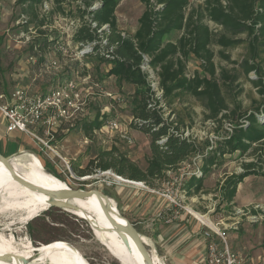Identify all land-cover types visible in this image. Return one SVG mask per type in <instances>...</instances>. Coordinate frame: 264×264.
Listing matches in <instances>:
<instances>
[{
  "label": "trees",
  "instance_id": "trees-1",
  "mask_svg": "<svg viewBox=\"0 0 264 264\" xmlns=\"http://www.w3.org/2000/svg\"><path fill=\"white\" fill-rule=\"evenodd\" d=\"M45 2L50 3V10L40 15ZM119 2L17 0L22 7L17 19L26 17L27 24L39 32L33 46L25 49L26 54L37 58L33 67L43 78L40 88L38 85L32 87L34 93L44 95L74 79L76 73L84 75L88 72L68 65L62 72L44 73L42 62L56 39L49 40L48 33L41 28L51 25L52 14L78 19L80 23L73 42L82 47L95 44L84 61L99 71L106 66V77H114L119 84L128 85L133 90L129 99V127L149 137L146 166L140 168L112 147L98 151L84 167L75 169L76 173L83 177L94 170H111L125 180L142 182L154 188L155 183L165 179L166 172L176 171L182 163L199 156V173L191 175L182 188L188 197L204 189L202 183L207 173L223 165L226 157L238 154L240 159L246 157L252 161L242 163L240 173L226 176L218 186L220 202L234 208L239 184L251 176L264 177V101L253 106L252 111L242 113L240 105L234 101L241 90L232 97L233 107L230 109L223 88L230 89L243 77L256 89L258 96L264 98V0H205L197 8H191L189 0H139L143 11L137 20V29L131 35L118 27L115 10ZM72 4L67 8L73 10L66 11L64 7ZM94 4L98 6L90 10ZM208 23L217 30L211 29ZM104 26L106 28L98 33ZM23 27L26 30L27 25ZM103 39L105 45L101 44ZM214 47L218 48L216 53ZM237 47L244 52L239 62H233L225 51ZM143 56H147L149 65L157 69L167 108L176 115L173 108L176 101L183 97L194 99L203 110V119L217 125L215 141L205 139L198 142L184 137L180 133L177 115L174 125L163 117L157 104L150 106L154 100L146 74L141 70ZM191 58L199 62V70L188 75L186 63ZM215 58L236 68L228 71L218 67ZM250 73H254V78L249 76ZM236 115L237 120L232 121ZM106 118L105 114H96L93 120L79 123L77 129L85 138H90L100 130ZM223 122H227L229 129H223Z\"/></svg>",
  "mask_w": 264,
  "mask_h": 264
},
{
  "label": "rangeland",
  "instance_id": "rangeland-1",
  "mask_svg": "<svg viewBox=\"0 0 264 264\" xmlns=\"http://www.w3.org/2000/svg\"><path fill=\"white\" fill-rule=\"evenodd\" d=\"M204 1L189 0L190 7H200ZM73 4L69 6V3V5L65 6L66 11H72L73 8L67 7H72ZM142 11L143 6L139 0H120L116 10V18L119 22L120 29L126 33H132L136 28L137 18ZM21 13L22 7L17 4V0H0V93L4 92L6 95L11 93L13 89V82L10 75L17 68H24L28 72L26 85H30L31 88L34 85H38L40 88L43 80L42 76L39 75L40 72L25 62L27 56L25 46L18 39V35L21 31H24V27L15 24L17 17ZM39 14L41 15V9ZM52 15L51 20L53 21L56 15ZM208 26L213 30H217L210 23H208ZM54 34L56 33L54 32ZM213 51L216 53L218 48L214 47ZM225 52L230 56L231 61L239 62L244 51L241 47H237L235 49H226ZM56 57H58L60 64L57 71L62 72L64 67L68 65L72 67V62L65 61L58 55ZM262 57H264V54H262ZM214 61L218 67H223L228 71L236 68V66L222 61L219 58H215ZM106 69V66L102 67L101 71L103 72L100 73L101 71L93 69L91 65L89 66V73L94 82L99 85V88L91 89L93 100L86 102V106L83 107V112L79 113L77 118L72 122L74 124L73 127L70 126L71 123L62 124L61 130L68 128L67 135H72L73 137L71 142H67L70 147L62 149L57 146V154H59L61 159L51 155L54 164L45 163L42 166L47 173L71 189L86 191L95 189L105 196L113 198L119 214L131 223L130 215L123 209L121 202L123 186L130 184L117 182L114 178L117 175L111 170L106 172L91 171L83 176L90 177L89 180L80 181L79 179L83 177L78 175L75 170L79 166L84 167L88 160L98 151L109 150L112 147H115L120 153H123L127 158L135 162L140 168L146 166V160L149 156V137L139 131L132 129L130 130L131 132L129 131V123L131 120L129 99L133 90L128 85L119 84L114 77H106L104 75ZM198 70L199 62L191 58L186 63L187 74L190 75ZM249 76L254 78L255 75L254 73H250ZM33 77L35 81L32 80ZM239 90H241L240 94L235 97ZM223 92L227 98L229 108L232 109V97H235L234 101L240 105L242 113L252 111L253 106L264 101V98L258 96L256 89L244 80L243 77L231 85L230 89L223 88ZM104 93H110L114 99L106 97ZM119 98L121 99L117 102ZM184 107H188L190 111H186ZM173 108L178 117L179 128L181 130H187L190 138L198 142L205 139H210L211 141L216 140L214 130L217 125L203 119L202 108L194 99L183 97L182 100L175 102ZM96 114H105L107 115L106 119L116 120L119 122V129L117 131H96L90 138H85L83 133L77 129L78 124L82 123V121L93 120ZM237 115L232 118V121L237 120ZM223 123V129L226 130L228 128L227 122ZM64 133L65 131H58L55 134L56 142L64 137ZM133 133L137 134V136L132 135ZM122 134L126 138H122ZM249 161H252V158L244 157L240 159L238 154L226 157L223 165L212 169L205 175V189L206 193H209L212 199L210 220L213 222L217 221L216 218H219L218 215H222L223 226H230L234 222L238 223L236 230L229 229L226 231L227 240L231 249L235 253L240 254L247 264H264V214L261 210H255V213L262 217L258 223H251L247 219V215L236 214L238 209H250L252 211V205L258 203L263 204L261 206L264 209V177L251 176L244 180L239 188V194L235 199L236 203L234 208L223 205L218 196V186L223 179L231 174L240 173L241 164ZM199 166L200 163H198ZM163 181L165 179L155 183L153 188L160 194L166 192L165 186H162ZM0 220L3 221L4 218ZM12 230L11 233L16 240L28 239L30 241L36 256L58 257L62 255H75L63 247H56L52 251L45 250L47 244L65 242L73 246L89 264H118L109 251L95 239L87 220L79 218L77 215H73L65 210L50 208L24 224V226H13ZM147 248L152 252L149 247Z\"/></svg>",
  "mask_w": 264,
  "mask_h": 264
},
{
  "label": "built area",
  "instance_id": "built-area-1",
  "mask_svg": "<svg viewBox=\"0 0 264 264\" xmlns=\"http://www.w3.org/2000/svg\"><path fill=\"white\" fill-rule=\"evenodd\" d=\"M98 4H94L90 10L95 9ZM50 8V3H43L41 7V15L47 14ZM26 17H19L16 19L15 24L17 26H26L24 31H21L18 35V39L23 46H33L35 38L39 36V32L31 24H27ZM78 19H71L61 15H56L53 18L51 25L44 26L41 31H46L48 34L46 37L49 40H55V44L48 49L46 57L42 62L44 73H50L51 71H57L60 67L58 57L63 58L65 61L72 62L74 66L80 71L87 69V74L78 72L74 79L65 81L62 85L48 91L44 95L36 94L30 88L31 86H15L11 93L0 94V114L6 120L5 131L7 133L18 131L31 138L39 147L40 153L44 155H53L61 159L54 142L55 134L61 130L63 123H72L79 113L83 112V107L86 106L87 101H91L92 92L91 89H98L99 85L94 82L91 74L89 73V64L85 60V56L92 51L95 46L94 43L87 44L82 47L73 42V36L79 27ZM94 26V25H93ZM106 27L100 28L97 32L100 33ZM54 32L56 34H54ZM122 36H125L122 33ZM106 41H101L102 45H105ZM35 50V48H34ZM28 65L34 66L37 58L32 55L26 56L25 59ZM63 61V60H62ZM143 65L141 70L145 72L147 82L153 93V104H157V108L161 110L163 117L169 122L174 123L176 115L167 108L163 101V91L159 87V78L157 76V69H153L149 65V58L143 56ZM33 81L34 77L32 78ZM106 97L114 99L110 93H104ZM121 98L117 99V102ZM116 100V99H115ZM214 125V124H212ZM227 129L229 126L227 125ZM119 129V122L116 120H106L103 122L99 131H117ZM226 129V130H227ZM180 133L184 137H189L190 134L187 130H180ZM122 138H126L124 134ZM216 138V137H215ZM85 142H87L85 140ZM63 160V159H62ZM201 158L195 156L184 162L180 168L176 171L166 172L165 181L162 182V186H165V193L160 194L154 189H149L142 182H134L123 180L121 177L115 176L117 182H124L133 186H139L141 189H147L149 193L158 195L165 198L169 205L174 207L175 211L168 213L167 217H164L165 223H169L177 217L178 211H184L189 216L193 217L204 228L202 232V240L204 247V254L202 257L203 264H247L245 259L238 253H235L227 240L226 231L229 229L236 230L237 222L231 223L230 226H223V220L213 222L205 215H200V219L195 217V214L191 209L187 207L185 201L187 196L182 191V188L186 180L191 175L199 173L198 163ZM52 163L54 161L52 160ZM261 210L264 214V209L261 205H252L250 209H238L236 214L247 215V219L251 223H258L262 217L256 214L255 210ZM165 215L164 212L162 214ZM161 215V216H162Z\"/></svg>",
  "mask_w": 264,
  "mask_h": 264
},
{
  "label": "crops",
  "instance_id": "crops-1",
  "mask_svg": "<svg viewBox=\"0 0 264 264\" xmlns=\"http://www.w3.org/2000/svg\"><path fill=\"white\" fill-rule=\"evenodd\" d=\"M116 21L120 29L117 18ZM136 29L137 25L135 30ZM135 30L132 33L127 34L131 35ZM27 73L28 72L24 68H17L14 70L10 75L13 82V88L17 85L28 86V84L26 85ZM184 108L186 111H190L188 107ZM5 127L6 120L0 114L1 157H11L16 159L21 157L18 160H26L35 163V160L31 155L33 154L39 159L41 165H45V163L54 164L52 163V156L50 154L44 155L43 153H40L38 145L31 138L18 131L7 133ZM130 130L131 129H129V131ZM132 135L137 136L135 133ZM72 138V135L64 133V137L61 138V140L54 142V144L57 143L58 147L67 149V147H70L67 142H71ZM55 147L56 149L58 148L57 145H55ZM81 168V166L78 167V169ZM205 182L204 179L202 183L204 189L197 194L189 195L185 204L194 213L205 215L210 219L212 199L210 194L206 193ZM241 185L242 183L237 187L235 199L239 194V188ZM121 192L123 193V197L121 198L122 207L130 215L131 224L135 227L138 233L147 240V247L155 252L163 264H203L202 257L204 254V247L202 232L204 228L197 222V220L181 210L178 211V215L174 218V221L165 223L164 217L166 218L168 213L175 211L174 207L169 205L166 199L150 194L147 189H141L132 185L123 186ZM235 199L234 203H236ZM260 205L263 206V204ZM163 212L165 214L164 216L162 215ZM218 216L219 218H216L217 221L223 220L222 215Z\"/></svg>",
  "mask_w": 264,
  "mask_h": 264
},
{
  "label": "bare ground",
  "instance_id": "bare-ground-1",
  "mask_svg": "<svg viewBox=\"0 0 264 264\" xmlns=\"http://www.w3.org/2000/svg\"><path fill=\"white\" fill-rule=\"evenodd\" d=\"M33 158L35 163L26 160H13V169L19 176L35 185L42 187L52 186L63 190L71 189L66 184L47 173L37 157L33 156ZM8 179V172L4 165L0 163V219L4 218L3 221L0 220V257L9 256L4 260L0 258V264H89L84 260L83 256L68 243L55 242L47 244L45 250L52 251L56 247H63L70 250L75 255L40 257L36 256L34 248L28 239L16 240L13 237L11 233L13 231V226H24V224L38 217L42 212L50 208L47 197L27 191L11 180L8 182ZM89 179L90 177H84L81 180L86 181ZM5 181L7 182L5 183ZM109 201L112 207L118 212L114 200L109 198ZM71 203L81 209V211L67 212L87 220L95 239L109 251L118 264H144L141 255L135 249L132 242L130 243V248H127L122 243L103 215L100 205L94 196L83 200H75ZM195 217L200 219L199 214H195ZM98 229L105 231H100ZM143 240L147 244V240L144 237ZM151 254L155 264H163L153 251Z\"/></svg>",
  "mask_w": 264,
  "mask_h": 264
},
{
  "label": "water",
  "instance_id": "water-1",
  "mask_svg": "<svg viewBox=\"0 0 264 264\" xmlns=\"http://www.w3.org/2000/svg\"><path fill=\"white\" fill-rule=\"evenodd\" d=\"M14 159L16 158L0 156V163L4 165L5 169L8 172V182L9 180H11L13 183L17 184L18 186L24 188L27 191L44 195L45 197H47L49 208H58L65 211H81V209L73 205L71 202L75 200H83L94 196L100 205L103 215L110 223L111 228L120 238L122 243L127 248H130V243L132 242V244L135 246V249L141 255L144 264H155L152 259L151 251L147 248V244L143 240V237L138 233L135 227L127 219H125L122 215L119 214V212L116 211L115 208L112 207V204L109 201V197L105 196L100 191L95 189L88 191L81 189L63 190L52 186L42 187L35 185L25 180L15 172L12 165V161ZM83 178H80L79 180L83 181L81 180ZM6 182L7 181H5V183ZM8 257L9 256H4L0 258L4 260Z\"/></svg>",
  "mask_w": 264,
  "mask_h": 264
}]
</instances>
